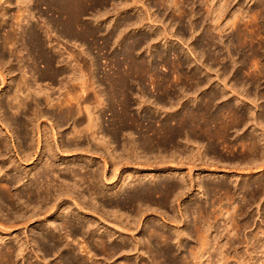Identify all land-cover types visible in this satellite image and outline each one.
Wrapping results in <instances>:
<instances>
[{"label": "bare ground", "instance_id": "1", "mask_svg": "<svg viewBox=\"0 0 264 264\" xmlns=\"http://www.w3.org/2000/svg\"><path fill=\"white\" fill-rule=\"evenodd\" d=\"M112 1L114 0H18V4L20 5L19 10H17L18 12L12 18H7L8 9L12 6V0H0V28H2L1 26L7 28L5 36L3 38L0 37V93H2V98L5 97V100L0 99V126L5 129L1 130L0 128V137H4L6 134L10 136V138H5V140L0 139V227L12 229L20 225L32 223L36 224L32 228V234L35 232L39 233L36 238L27 235L23 240H16V246L13 244L6 245L0 252V264H16V258L24 259L27 255L26 251L30 246L32 250L37 247L36 249L42 252L44 256L43 260H46L49 255L60 253L59 258H62V264H95V261L89 263L83 256H80L83 255L81 254L83 252H86V255L91 253L88 247L83 245L85 241L79 245L78 249H74L73 245L70 247L76 241V236L78 235L90 238L88 234L93 232L94 227L91 223L92 221L80 222V219H86V215H81L79 211L86 208L83 206V203L81 204V200L79 201L76 198L77 194H75L74 190L71 191L69 187L63 189L60 187L55 188L54 186L53 188L51 185L49 171L54 169L43 161L45 157L54 160L56 157L54 145H56L57 149H61V153H74L77 151L91 152L95 155L99 153L106 168L108 160L102 152L94 151L90 144L83 149L79 143L80 140L90 136L91 140L96 141L99 139L98 145L101 147L100 150H107L113 161L114 159L121 160L118 166L116 164V171L114 169L115 176H118L119 166L121 164L123 166L129 165L133 157L145 159L149 167L152 166L151 160L163 159L166 157V153H169V156L171 153L172 158L176 156V153H179L180 155L178 156H186L187 160H195L198 157L195 146H197L201 139L209 140L210 150L215 152V156H217V152H220L216 146L217 141L222 139L221 141L223 142L224 140V144H229V142H232L230 140V133L234 131L236 134L244 135L242 138L243 142H245L243 145L245 148L242 147V149L244 148L243 152L230 159L232 161L229 160V164H233V167L239 169V172L241 170V172L244 171L246 174H264V81H262L264 80V0H250V2L254 1V5L257 6L256 10L247 8L249 6L244 7L237 0H197L199 5L195 9L194 7L198 2L194 0H158V4L163 6L164 10H167L169 7L173 8L178 13V18L182 21L188 17L186 3L192 4V17L189 25L192 37L190 39L195 37V40L192 42V48L190 49L192 50L191 53L195 54V58L190 62L193 67L190 80L191 89L196 97L194 98L195 100L188 99V93L183 90L185 87L179 86L177 89L173 87V90H165L166 92L163 95L156 96L157 100L153 104V106L155 105L152 107L153 111L147 115H142L141 113L132 114L130 111L135 105H138V109H141L142 103H145L144 99L147 98L146 75L150 73L151 76V73L156 71V66L153 62H150V65L146 64L141 55V50L145 43L153 42L156 39L145 36L135 40L133 44H128L124 40V42L121 41L123 42V49L120 55L123 56L124 65H121L117 56H113L115 59L114 72L107 74L104 78L102 77L104 80L96 79L100 62L93 54L94 41L97 35L102 33L99 25L105 22L103 20L105 13H101V10L106 8L105 5L110 2L112 3ZM138 1L133 0L132 2L137 4ZM117 4L121 5L122 3L119 1ZM114 5H116L115 2ZM142 5L144 6L145 4ZM198 7H200L202 12L198 10ZM151 8L150 5H147V12L151 16H157V12H151ZM50 12L52 16L50 14L49 17ZM36 14H39L37 27L33 24V20L38 18ZM139 17L134 21L130 17L119 25L109 24L105 48L114 41L118 43L116 38H120L126 33L128 27L134 26V28H137L139 25L141 27L143 23H140L144 20ZM202 27L204 29L202 33L204 34L201 41V38H197L196 34L201 31ZM251 27L255 29L258 34L257 36H259L256 37V42L247 40V32ZM17 29L19 33L16 32ZM230 29H233L235 38L225 40L224 34ZM53 30L57 32L56 36L58 39H68L79 48L78 51H69L70 49L66 47L64 49L62 47L55 49V54L57 52L60 57H63L65 54L69 55L71 60L64 61L65 64L63 63V58L58 59L55 55L49 54L46 49L47 39L50 40L49 38L52 37L50 34ZM17 34L20 36L17 37ZM20 39L22 41V48L18 50L16 49V45ZM57 44H60V42ZM244 46L248 48V53H246L245 58L237 60L232 47H235V51L239 52L241 47ZM150 51L152 58L158 55L155 51L152 52L153 47ZM19 54L26 55L25 62L22 61L24 56L21 57ZM159 56H161L160 53ZM203 57H206L212 63L221 65L219 70L216 69L220 80L217 84L210 74V71H213V67H207L203 61V66L199 65V61ZM72 59L76 61L74 64ZM21 61L24 64L26 63L25 69L22 68L24 64L20 66ZM244 73H247L246 77ZM47 81H49V88L56 82L60 84V90L63 93L57 99L52 98L50 89L43 87L41 84ZM104 83L108 85L109 89H103ZM134 84L141 88L140 95L137 98L133 97V95H136L132 88ZM150 84L154 88H158L157 82H151ZM215 84L216 86L221 85L222 88L218 91L207 93L205 98L199 102L202 88L207 86L212 87ZM189 102H193L194 105H189ZM218 103L223 104L222 109H218ZM167 104H170V107H167ZM55 107L59 108L60 113L57 118L55 117L57 120L52 122L53 116H49L48 111L50 110L49 108ZM213 108H216L215 112L212 111ZM180 110L181 112L178 114ZM108 111L111 112L113 121L111 124L106 125L109 122V120H106ZM8 112L12 113V117L7 116ZM17 113L25 114L24 118L26 120L29 119L33 123H31L33 125V129L31 130L33 132L32 145L24 143L25 139L23 140L19 128L14 126L15 122L13 119L15 118L13 116ZM46 117L48 123H51L50 129L54 145L53 141H51L49 127L45 125L42 131V128L39 127L40 124H37L40 119ZM69 121H72L74 125L73 135H71L74 136L73 139L77 142L74 148L71 145L73 149L70 146L68 147L64 141L57 143L58 139L57 141L55 139L56 136L59 137L62 134L61 130L63 129L61 125ZM156 121L160 122L159 126L155 124ZM85 122L87 124L82 127ZM218 122H220V126L213 128L212 124ZM4 131L6 134H4ZM244 131L246 132L242 133ZM35 136L37 140L34 139ZM122 136L133 138L129 139L131 142L126 141L124 144L121 142L123 151L121 150L122 152L119 154L115 153L118 155L116 157L114 151H117V148H114V146L120 142L119 140L122 139ZM240 141H242L241 138ZM203 143L200 142L201 145H204ZM242 144L240 143L239 146H242ZM198 146L200 145L198 144ZM209 148L207 149L209 150ZM59 149L56 151H59ZM107 151L106 153H108ZM213 152L211 153L213 154ZM206 153H209V151ZM217 157L220 158L219 155ZM214 158L216 157L213 156L212 159ZM48 159L46 161H49ZM30 161H32L31 163L36 162L31 169V177H29L31 175L29 170L21 167V163L25 164ZM219 161L216 159L215 162ZM193 163L194 161L187 164L189 166L187 176H176L177 174L175 175L169 170V179H161L156 174L147 177V174L133 184L129 185L127 183L128 185L126 186H129V188L133 187L135 193H127L128 195L123 196V199L117 200L113 205L114 199L109 205L112 204L114 208L122 210L127 204L131 205L133 203L142 205V207L148 204L160 206L170 204V201H173V197H180L185 190H190L194 187L192 172L196 168V165ZM143 165H145V162ZM157 166L159 167V165ZM226 166L228 165L226 164ZM233 167L231 166V169ZM162 173L164 174V172ZM99 175H101V172ZM113 177L111 178L112 180ZM26 178L28 180L25 182L24 179ZM101 178H103V181L107 180L103 176ZM118 178L122 177L119 176ZM253 180L255 182V179ZM107 181L109 182V180ZM146 181L150 184H145ZM237 181L235 180V191L232 192V189L229 187L226 188L228 189L227 192L224 191L228 195V197L226 195L227 201L226 203L224 202L225 204L221 201L222 196L218 199L219 205L221 202L224 204L220 205L222 207L221 210H219L220 206L218 205L220 216L224 217L226 215L228 218L225 226L226 248L222 250L223 247L221 246L220 253L216 252L219 254L221 264H229L230 259L235 260L237 264H264V216L257 223L256 220H253L254 217L250 215V208H252L253 204L255 206L257 204L256 212L258 214L260 212L259 207L261 206H259V203L264 196V180H257L255 183H252L254 185L247 180L248 182H245L242 186ZM64 183H68L69 185L70 180ZM78 184L74 181L73 186H70L73 188L78 186L80 188ZM125 184L120 185L119 190L113 191L114 193L111 192V195L117 199ZM201 184L199 183V185ZM226 186H228V183ZM22 187L23 189H21ZM201 187L199 188L198 186V189H201ZM242 189L249 192L247 193L248 196L250 194L249 198L246 197V192ZM96 193L95 197H91L90 199L93 202L98 199L96 198L98 196ZM67 198L70 200H67ZM84 200H86V197ZM73 206L79 209L77 210L78 212L75 211L76 208H73ZM200 206L202 205L194 206V209ZM212 206L213 204L211 205V209ZM203 209L205 208L203 207L202 211H200L198 208V211H196L206 214V211H203ZM214 210H216L215 205ZM214 210L210 212L209 209L208 211L211 214ZM218 210L216 212L219 213ZM197 212L195 213L197 214ZM202 214L201 217L205 215ZM217 214L214 218L219 217ZM207 215L209 218L207 219L205 216V221L203 218L201 219L203 221H199L198 216L195 218L199 221V227L197 220L194 223L196 224L195 229L200 238L199 240L196 238L198 240L197 246L190 251V257L192 258V262L190 263L193 264H208L210 262L209 258H211L213 248L210 246L212 242L210 235L211 231L215 228V223L214 220L210 219L212 217L209 214ZM71 216H74L79 221L78 224L73 223L74 218L71 219ZM250 216L253 218L251 219ZM65 228L68 231L62 233V230ZM185 233L184 231L179 232L180 238L186 235ZM202 233L204 234L202 235ZM104 235L93 237H96L95 242L98 247L106 253L104 260L109 264V261L125 252V249L121 245H112V242L110 243L112 236L105 237ZM148 236L156 238L159 241L162 239L164 243L172 240V236L163 232L162 229L155 227L150 229ZM70 237H72L71 243L68 240L66 242L67 245L62 244V238L64 240V238L70 239ZM177 242L181 243L182 240L180 239ZM241 245H244V247ZM63 247L65 250H63ZM147 249L149 248L147 247ZM75 250H78L77 254ZM35 253L36 257H38V252L35 251ZM206 255L209 256L207 263L203 261ZM230 255H232L231 258Z\"/></svg>", "mask_w": 264, "mask_h": 264}, {"label": "rangeland", "instance_id": "2", "mask_svg": "<svg viewBox=\"0 0 264 264\" xmlns=\"http://www.w3.org/2000/svg\"><path fill=\"white\" fill-rule=\"evenodd\" d=\"M119 1L122 4H124V3L125 4L124 5H122V4L118 5L117 3H119ZM132 1L133 0H114V1H112L113 4L111 2H110L111 4L107 3L105 5L106 8L101 10V13H105V16L103 17V20L105 22H104V24L99 25V27L102 29L101 30L102 33L97 35V37L94 41L95 44H94V48H93V54H94V56H96L98 58V60L100 62V67H99V70H97L96 79L97 80H104L103 79L104 76H106L107 74H112L114 72V70H115L114 60L115 59L113 56H117L118 57L117 59L119 60L121 65H124L123 56L120 55V53L122 52V49H123L122 44L124 41L128 44H131V43L133 44L135 42V40H138V39L145 37V36H149L152 39H156V40H153V42L151 41V42L145 43L144 44L145 46L143 45V48L141 50V53H142L141 55H142L143 59L146 61L147 65H150L149 63L153 62V64L156 66L155 70L157 72L156 71L152 72L151 76H150V73L147 74L148 76L146 75V83H147L146 88L148 89L147 90L148 95L146 98L147 100L144 99L145 103H142V108L138 109V105H135L131 108L130 112L132 114H135V113H137V114L141 113L142 115L150 114V112L153 111L152 107L155 106V105L153 106V104L156 103L157 97L163 95L168 89L169 90H173L174 88L177 89V88H179V86L185 87V88H183V90H185L186 93H188V97H187L188 99L190 98L191 100H195L194 98L196 97V95L193 93V90L191 89V80H190L192 73H193V69H192L193 67H192V64H190V62L195 58V56H194L195 54H193V52L191 53L192 50L190 49V48H192V42H194V40H195V37L193 39L192 38L190 39V37H192L191 36L192 31L190 30V26H189L190 20L192 17V15H191L192 14L191 13L192 4L189 5L188 3H186V9L188 11V17H190V18L187 17L185 20L182 21V20H180V18H178V13H176L173 10V8L169 7L167 10H164L163 6H160L158 4V0H141V1L136 0V1H138L137 4L135 2H132ZM194 1L198 2L197 0H194ZM114 2L116 3V5H114ZM237 2H241L244 5V7L249 6L247 8H251L252 10H256L257 6L254 5V3H253L254 1L250 2V0H237ZM142 4H145V5L143 6ZM17 5H19L18 0H12V6L9 7V9H8L9 13H8L7 18H12V16L18 12L17 10H19L20 5L19 6H17ZM147 5H150L152 7L151 8L152 13L157 12V16H151V14L149 12H147ZM198 5H199V2L197 3V5H195L194 9L197 8ZM198 8H199L198 10L201 11L200 7H198ZM50 14L52 16V13L50 12L49 17H50ZM36 15L38 16L39 14H36ZM139 16H141V17H139ZM130 17H131L132 21L137 20L138 17L140 19L143 18L144 21H142L140 23V24L143 23L141 25V27H140V25L137 28L136 27L134 28V26L128 27L126 29V33H124L120 38H116L118 40L119 45H118V43H115V41H114L113 43H115V44L111 43L108 47L105 48V46H106L105 42L107 41V37H108L107 36L108 35L107 34L108 25L109 24L119 25L120 23L124 22L125 20L129 19ZM36 19L33 20V24L37 27L39 16ZM1 27L2 28H0V37L3 38L5 36V31L7 30V28L5 26H1ZM18 29L16 30L17 33H19V30H20V29L19 30ZM203 30L204 29L202 27L201 31L196 34V37L201 38V41L203 39L202 35L204 34V33H202ZM56 35H57V32L53 30L50 34V36H52V37L49 38L50 40L47 39L46 49H47L49 54L55 55L58 59L63 58L62 60H63V63L65 64V62H67L68 59L71 60V58L69 57L68 54H65L66 57H65V55L63 57H60L57 52L55 54V52H54V51H56L55 49H58L59 47H62L64 49L66 47L67 49H70L69 51H75V50L78 51L79 48L73 42L69 41L68 39H61V38L58 39V37ZM257 35L258 34L255 31V29L253 27H251L250 29H248V32H247V40H253L254 42H256L257 41L256 37H259ZM19 36L20 35L17 34V37H19ZM53 36L57 40V42L53 38ZM182 36H184V37H182ZM234 38H235V33L233 32V29L228 30V32L224 34L225 40H227V39L232 40ZM121 41H123V42H121ZM59 42H60V44H57ZM152 47H153L152 52L155 51L156 53H158L157 56H155V57L153 56L154 58H152V56H151L152 53L150 51ZM21 48H22V41L20 39L19 43L16 45V49L19 50ZM232 50H233L234 56L237 60H241V59L245 58L246 53H248V48L245 46L241 47V50L239 52L235 51V47H232ZM159 53L161 54V56H159ZM25 54H26V52H25ZM20 56L21 57L24 56V58H22L23 59L22 61L25 62L26 55L21 54ZM149 57H151V58H149ZM203 58L199 61V65L203 66V62H205L204 64L207 67H209V66L213 67V71L211 70L210 74L214 78V82H216V84H217V82L220 81L218 78L217 70L220 69L221 65H218L217 63L216 64L212 63V61L207 60L206 57L204 59ZM178 60H180V61L178 62ZM22 61L20 62V66L24 64ZM72 61H73V64L76 62L73 59H72ZM208 61H209V63H208ZM185 62H187V63H185ZM206 62H207V64H206ZM201 63H202V65H201ZM25 64L22 66L23 69H25V66H26ZM209 64H211V65H209ZM213 65H215V66H213ZM218 66H219V68H218ZM158 73H159L160 77H159V75H157ZM244 76L246 77L247 73H244ZM166 78H167V80H166ZM262 81H264V80H262ZM100 82H102V81H100ZM151 82H157L158 88H154V86H151L152 85V84H150ZM41 84L43 85V87L49 88L48 87L49 81L42 82ZM173 84H175V85H173ZM216 84L213 85L212 87L207 86V87L202 88V90L200 91V93L201 92L202 93L200 95L199 102H201V100L203 98H205L207 93H209L211 91H216V90L218 91V90H220V88H222L221 85H219L220 86L219 87L218 85L216 86ZM164 86H166L168 88H166ZM51 88H49L50 93L52 94V98H54V99H57L61 95V93H63V91L60 90V84L58 82H56L55 84H52ZM132 88H133L134 93H136V95H133V97L137 98V96L140 95L141 88L135 84L132 86ZM103 89H109L108 85L106 83H104ZM158 89H160V90H158ZM1 95H2V93H0V99L5 100V97L2 98ZM62 97H63V95H62ZM188 104L194 105L193 102H189ZM222 105H223L222 103H218L217 104V107H219L218 109H222V107H223ZM166 106L170 107V104H167ZM49 109H50L48 111L50 114L49 116H53L52 122H55L57 120L56 118L59 116V113H60L59 108L55 107V108H49ZM46 110H48V108H46ZM212 111L215 112L216 108H213ZM180 112H181V110L178 112V114H180ZM107 113H108V115L106 116V120H109V122L106 123V125H108L109 123L111 124L113 121V117L111 116V112L108 111ZM8 115L12 117L11 112H8L7 116ZM24 116H25V114H22V113H19V114L17 113L15 116H13V118H15V119H13V121L15 122L14 126L19 128V131L21 132V136L23 137V140L25 139L24 143L32 145V133L33 132L31 130L33 129L32 128L33 123H32V121L30 122L29 119L26 120V118H24ZM161 120L164 121L163 118H161ZM37 124H40L39 127L42 128L41 130L43 131L45 125L48 126L50 129L51 123H48L47 117H46V118L40 119L37 122ZM86 124H87V122H85L82 127H84ZM146 124H148V122H146ZM155 124L157 126H159L160 122L156 121ZM212 125H213L212 126L213 128L215 126H220V122H218L216 124L214 123ZM61 126L63 129V130H61L62 134L59 135V137L56 136V138H55L56 141L58 139L57 143L58 142L61 143V141H64V143L68 147L70 146L71 149H73L77 142L75 141V139H73L74 136H72L73 135L72 132H73V128H74L72 121L66 122V123L62 124ZM0 128H1V126H0ZM2 129L5 130L4 127H2L1 130ZM24 131H25V133H24ZM245 132L246 131H244L242 133H245ZM4 134H6L5 131H4ZM230 134H231L230 140H232V142H229V144H227V143L224 144V140H223V142L221 141L222 139L218 140L219 142L217 141L216 146H217V149L219 148L218 151H220V152H217V156L219 155L221 160L219 157L215 156V152L210 150L211 147L209 146V142H208L209 140L208 139H201L200 142L201 143L205 142V143H203L204 145H201L200 142H198V144L200 146H198V144H197V146H195L196 154L198 156V157H196L195 160H190V159L187 160L185 158L186 156H182V157L178 156V155H180L179 153H176V156H174V158H172L171 153H170V156H169V153H166L165 156L167 158L165 157L163 159L161 158L160 160L159 159L158 160L157 159L151 160L150 163H152V166L149 167V165L146 164L147 162L145 161V159L133 157V159L129 165L123 166L121 164L119 166L120 170H119V172H117L118 176H115L114 169L116 171L118 163L121 162V160L120 159L119 160L114 159V161H113L112 160L113 158H110V154L107 150H100L101 147H100V145H98L99 139L94 141V140H91L92 138L90 136L86 139L80 140L79 143L83 147V149H85L87 147V145L90 144V146L94 149V151L102 152L108 160V165L106 167L107 169L105 168L104 161L101 159V155L99 153L98 154L96 153V155L94 153L92 154L91 152L86 153L85 151L84 152L83 151H77L74 153L73 152H71V153L70 152H66V153L62 152L61 153V149H59V148L58 149L60 152L56 151L58 149L56 148V145H54L52 132L50 129L51 141H53V145L55 148L54 153L56 154V157L54 158V160L48 159V157H45L43 162L48 163L54 169V170H51L52 172L49 171V178H50L49 180L51 182V185L53 186V188H54V186H55V188L60 187L63 189L65 187L66 188L69 187V189L71 191L74 190L75 194H77V197L74 194L75 197L79 201L81 200V204L83 203V206H85V208H86L85 210L79 211V212H81V215H86L85 216L86 219H84V220L80 219L81 220L80 222H85V221L91 222L92 221L91 223L93 224V227H94L93 232L88 234V236H90V238H86L83 235H78V236H76L77 239L75 238L76 241L74 243H72L70 247H72V245H73L74 249H78L79 245H81L83 243V241H85V243L83 245L87 246L88 250H90L91 253L89 255H86V252L85 253L83 252V253H81L83 255H80V256H83V258H85L89 263H93V261H95V264L96 263L97 264H107L106 261L104 260V258L106 257V253L102 249H100L95 242L96 237L98 235L105 234L104 235L105 237H108V236L111 237L112 236L111 241H110V243L112 242L111 243L112 245H115V246L121 245V246H124V249H125V252L117 255L114 259L109 261V264H127V263H131V264H188V263L193 264V263H190V262H192V258L190 257V251L192 248L194 249V247L197 246V242L200 238V236L197 234L198 232H196V229H195V225H196L195 220L198 221V219H199V221H200L203 218V220L205 221L204 217L207 214H209L210 217H212L210 219H212V221L214 220L215 228L211 231V235L209 234L210 239L212 241L210 243V246L213 248L211 251L212 252L211 253L212 255L210 256L211 258H209L210 262L208 264H221V262L219 261V259H220L219 254L216 251H218L220 253L219 250L221 249L220 248L221 246L223 247L222 250H224V248H226L225 244L227 241V239L225 238L226 237V230H225L226 227L225 226H226V222H227L228 217L226 215L224 217H221L220 211H219L222 209V207L220 205H224L227 201L226 200L227 194L224 191L227 192L228 189H226V188H228V187L232 189V192L235 191V183H236L235 180L236 181L238 180L237 183H240L241 186L244 185L245 182L247 183L248 182L247 180H249V182H251V184L255 183L257 180H264V174L263 173H260V174L248 173V174H246V172H244L243 170L242 171L244 173L241 172V170L239 172V169L233 167V164L232 165L229 164L230 161H232L230 159H232L237 154H241L245 148L243 146L245 144V142H243V138H242V137H244V135L236 134L234 131H231ZM33 135H35V134H33ZM5 138L6 139L10 138V136H8L6 134V136L0 137L1 140H5ZM36 138L37 137L35 136L34 139L37 140ZM121 138L122 139L119 140L120 142L116 143L114 146V148H117L116 149L117 151H114V155L116 157H118V155H116V154H119L120 152L123 151L122 143L124 144L126 141L131 142V140H129V139H132L133 137L122 136ZM240 138L242 139V141H240ZM232 143H234L235 145ZM240 143H243L242 146H239ZM118 144H120V145H118ZM180 144H182V143H180ZM71 145L73 146V148ZM199 147H201V148L198 149ZM242 147H244V148L242 149ZM207 148H209V150ZM205 149H207V150H205ZM62 151H63V148H62ZM106 151L108 153H106ZM208 151H209V153L213 152V154L211 153L212 154L211 155L209 153H206ZM58 153H60V154H58ZM199 153L200 154L202 153V154L200 155ZM204 155L206 157L208 156V158H206ZM213 156L216 157V158H214L215 160L212 159ZM210 158L212 159V161ZM47 159L49 161H46ZM137 159H138V161L139 160L140 161L138 162ZM171 159H172V161H171ZM208 159H209V161H208ZM216 159H218V161L219 160L220 161L215 162ZM173 160H174V162H173ZM192 161H194L193 164L196 165V168L192 172V179L194 180V182H193L194 187L190 190L189 189L185 190L184 193L182 194V196H180V197L178 196L179 199H178V197L177 198L173 197L172 198L173 203L170 201L171 205L169 203L166 204L167 206L166 205L160 206L157 204H155V205L154 204H152V205L148 204V205H143V207H142V205L140 206V205H136L135 203H133L134 205L133 204H131V205L127 204L122 210H118V209L113 207L114 203L117 202V200L123 199L128 194L135 193V189L133 187L129 188V186H126V185H128L127 183H129V185L133 184L139 178H143L144 175L146 176L147 174H148L147 177H150L151 175L156 174L161 179H163V178L169 179L170 177H169L168 173H170V171L173 172L175 175L177 174L176 176H178V175L179 176H183V175L187 176L188 175V167H189L187 164H188V162H192ZM31 162L32 161L25 163V164L21 163V167L26 168V170H29L30 174L32 172V170H31L32 167H34V163H36V162H33V163H31ZM144 162H145V165H143ZM159 162H160V164H159ZM18 163L20 164V162H18ZM156 163H158V164H156ZM116 164H117V166H116ZM226 164L229 167L226 166ZM157 165H159V167ZM224 165H225V167H224ZM161 166H162V168H161ZM231 166L233 167V169H231ZM3 169H4V167H3ZM56 170H57V172H55ZM69 170H70V172H69ZM100 172H101V175L104 177V179L109 180V182L107 180L103 181V178H101L102 176L99 175ZM162 172H164V174ZM75 174H77V176H75ZM158 174H161V175H158ZM31 176H32V174L29 177H31ZM58 176H59V178H58ZM113 176L115 177V179ZM119 176L122 178H118ZM112 177H113V180L111 179ZM236 177H238V178L236 179ZM253 179H255V182H253L254 181ZM27 180H28V178L24 179L25 182ZM69 180H70L69 185H68V183L67 184L64 183L65 181L69 182ZM173 180L175 181V179H173ZM74 181L77 182V184L79 182L78 185L80 188H78V186L76 187L78 189L72 187ZM219 182H220V184H219ZM123 183H126L125 184L126 187L124 186L122 188V192L117 196V199H116L115 196H113L111 194L114 193L116 190H119L120 185H122ZM147 183L148 182L146 181L145 184H147ZM199 183H202V184L199 185ZM225 183H226V185L228 183V186H226ZM148 184H150V183H148ZM70 185H72V186H70ZM252 185H254V184H252ZM198 186H199V188L201 186H203L204 189H203V187H201V189H198ZM223 188H225V189H223ZM21 189H23V187ZM94 190H95V192H97L96 195H98V196H96V198H98V199H96L95 202L90 200L91 197L92 198L95 197ZM133 190H134V192H133ZM221 190H223V191H221ZM242 190L244 192H246L245 189H242ZM247 193H249V192H246V197L249 198L250 194L248 196ZM221 196L223 198H221L222 200L221 199L220 200L223 203L224 202L225 203L223 204L221 202V204L219 205L220 202L218 199ZM83 197H84V199L86 197V200H84ZM227 197H228V195H227ZM174 198H175V200H174ZM63 199H65V198H63ZM114 199H115V201H114ZM214 199H215V201H214ZM67 200H70V199L67 198ZM112 200L114 201L113 203H112ZM260 201L261 202L259 203V206H261V207H259V211H260L259 214H258V212H256L257 211V204H256V206L253 204L252 208H250V213H251L250 215H252L254 217L253 218L250 216V218L251 219L253 218V220H256L257 223H259L262 220V217L264 216V210H262V209H264V206H263L264 205V196H263L262 200H260ZM106 203H107V205H106ZM109 203H112L113 205L112 204L109 205ZM214 203H216L217 206ZM101 204H102V206H101ZM199 204L202 205L205 209H207V210L203 209V211H206V214L205 213L202 214L201 212H199L200 213L199 214L197 212L198 208L200 211H202L201 210L203 208L202 206H200L201 208L197 207L194 209V206L196 207ZM210 204L211 205L213 204L212 209H211ZM104 205H106V206H104ZM111 205H112V207H111ZM214 205H215L216 210H214ZM218 205L220 206L219 210H218ZM93 206L95 209L93 208ZM74 207L75 206H73V208ZM75 208H76L75 211L78 212L77 210H79V209L77 207H75ZM208 208L210 209V212H211V210L212 211L214 210V212H213L214 214L213 213L210 214V212L208 211L209 210ZM95 210H96V213H95ZM193 210L195 212H197V214ZM217 210L219 211V213L216 212ZM185 212L187 213L186 214L187 216L185 215ZM215 213L216 214L218 213L217 215L220 218L217 216H216L217 218H214L216 215ZM201 214L202 215L205 214V215L203 217H201ZM183 215H185V216L182 218ZM194 215H196V216H194ZM197 216H198V219H195V218H197ZM207 216L205 218L208 219L209 217H207ZM71 219L74 220L73 223L78 224L79 221H77L74 216H71ZM203 220H201V221H203ZM199 221L197 222L198 227H199V224H198ZM35 225L36 224L30 223L28 225H20L17 228H12V229H9V228L4 229L3 227H0V252L5 248L6 245L13 244L16 246L17 241H19V239L23 240L27 235H29L32 238H36L37 235H39V233L35 232L32 234V232H31L32 228ZM153 226L155 228L162 229L163 232L172 236V240H170L171 242L168 241V242L164 243V241L162 239H160L161 241H159L156 238H150V236H148V235L150 234V229L154 228ZM249 230H253V229H249ZM249 230H247V231H249ZM66 231H68V229L66 230V228H65L64 230H62V233L63 232L65 233ZM183 231H184V233L186 231V233H185L186 235L181 236V238H180L179 232H183ZM203 234L204 233H202V235ZM188 235L190 238L188 237ZM51 236H52V234H51ZM93 236H96V237H93ZM63 237H64V235H63ZM177 238H179V239H177ZM180 239L182 240V242L181 243L177 242ZM70 240H72V237H70V239L64 238V240L62 238L61 242H62V244L67 245L66 242L68 241L69 243H71ZM64 247L66 248V246H64ZM147 247L150 250L147 249ZM242 247H244V245ZM36 248L34 250L38 252L37 253L38 257H36L35 251L32 250V247L30 246V248L27 249V251H26L27 255L25 256L24 259L16 258V264H28V263H34V262H35L34 264H57L59 262L60 263L62 262L61 261L62 258H59L60 253H58L56 255H54V254L49 255V256H47L46 260H43L44 256H43L42 252H39ZM65 248L63 250H65ZM242 249H244V248H242ZM75 251L77 254L78 250H75ZM208 257L209 256L206 255L205 258L203 259V261H206V263H207ZM231 257H232V255H230V258ZM90 258H92V259H90ZM229 262H230L229 264H237V262L233 259H230Z\"/></svg>", "mask_w": 264, "mask_h": 264}]
</instances>
